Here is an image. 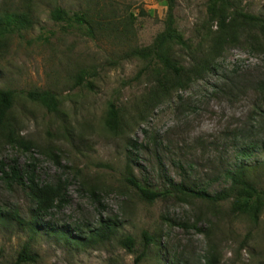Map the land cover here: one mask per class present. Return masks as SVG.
I'll use <instances>...</instances> for the list:
<instances>
[{
  "label": "rangeland",
  "instance_id": "obj_1",
  "mask_svg": "<svg viewBox=\"0 0 264 264\" xmlns=\"http://www.w3.org/2000/svg\"><path fill=\"white\" fill-rule=\"evenodd\" d=\"M209 1L174 0V16L195 57L206 58L211 70L190 74L185 89L161 96V65L131 53L151 47L164 31L167 0H0V18L16 13L31 21L8 33L0 51V90L15 93L12 115L26 142L0 138V209L17 212L25 224H0V264H18L26 244L38 256L30 264H158L161 258L206 264L212 252L220 264H264V215L253 227L229 212L230 203L180 195L149 202L126 181L129 165L154 192L184 185L213 196L229 188L226 173L238 164L264 159L248 150L264 141V95L257 90L264 40L239 33L218 44L217 27L207 22ZM233 2L264 18V0ZM57 8L86 16L90 27L53 20ZM172 51L194 69L188 50ZM33 91L54 93L59 112L29 100ZM110 104L119 111L117 132L106 125ZM15 162L21 170L34 164L43 184L67 187V203L39 218L44 230L87 232L112 220L120 226L117 238L76 249L43 229L32 237L27 227L36 206L29 190L8 184L1 172L2 163L8 172ZM144 233L155 239L145 256ZM125 236L137 243L132 253L118 242Z\"/></svg>",
  "mask_w": 264,
  "mask_h": 264
},
{
  "label": "trees",
  "instance_id": "obj_2",
  "mask_svg": "<svg viewBox=\"0 0 264 264\" xmlns=\"http://www.w3.org/2000/svg\"><path fill=\"white\" fill-rule=\"evenodd\" d=\"M168 12L165 22L164 31L157 36L153 45L143 50H135L131 56L142 60H150L157 62L165 71L162 80L158 79L159 84L158 95L167 94L172 90L185 89L191 79L190 74H197L198 71H209V61L204 58H196L194 52L191 51V45L179 32L175 16H174V0H167ZM207 22L211 26L217 27L218 44H222L235 40L239 33L246 34L247 37L264 40V18L239 11L233 0H210L207 10ZM52 19L58 22L74 23L80 27L89 26L86 16L81 14L70 15L65 10L57 8L52 13ZM31 25V21L26 14H6L0 18V51L4 48V38L10 32L22 31ZM90 27V26H89ZM190 52L191 61H193L194 69L187 70L173 54V47ZM218 47L215 48V50ZM199 57V56H198ZM82 78V75H79ZM227 78L224 77V85L227 87ZM260 94L264 95V81L257 86ZM29 100L44 107L50 113L59 112V101L57 96L50 91H33L27 94ZM15 102V93L10 90H0V138L4 137L10 144L26 147V142L17 133V122L14 119L13 105ZM120 115L117 107L110 104L108 119L106 125L109 130L117 132L120 129ZM248 150L260 151L264 154V141L258 144L251 145ZM243 151H247L243 150ZM245 157L250 154L242 152ZM1 172L5 181L17 183L20 186H25L29 190L31 200L36 206L35 216L29 223L27 230L35 237L40 231L44 230V226L39 221L41 216L51 215L55 209L62 208L66 203L67 187L61 181L55 184H43L37 178L36 167L34 164L27 165L23 170L20 169L18 163L13 166H8L9 171H5L7 167L4 163L1 164ZM264 172V159L261 163L254 166H249L245 163L238 164L234 170L226 173V179L229 183V188L225 192L215 195H209L203 190H196L184 185L172 186V191L154 192L151 189L144 187L136 179L130 166H127L126 181L136 188L141 195V198L146 201L153 202L159 198L183 196L193 199H200L209 202L213 205L219 203H230L229 212L235 216H241L248 219L249 223L256 227L260 225L261 217L264 215V183L259 180L260 173ZM17 222L18 225L24 226V221L20 218L17 212H6L0 209V224ZM43 229V230H42ZM120 226L114 221H100L98 227L90 228L85 231L77 229L74 232L55 231L53 227L45 229L56 237L58 241H64L67 245L76 249H87L95 246L104 245L115 240L118 236ZM145 250L149 245L155 243V239L144 233ZM119 244L128 252H134L136 241L125 236L121 238ZM145 256V255H144ZM143 256H140L141 258ZM38 256L32 253L31 246L26 244L18 256V264L36 263ZM138 262V261H137ZM173 263V262H172ZM138 264V263H136ZM158 264H171L170 261H164L162 258ZM174 264V263H173ZM206 264H220L218 254L211 253L208 255Z\"/></svg>",
  "mask_w": 264,
  "mask_h": 264
}]
</instances>
